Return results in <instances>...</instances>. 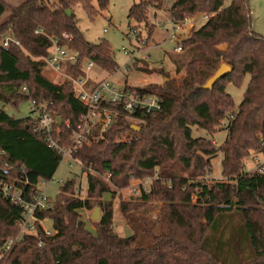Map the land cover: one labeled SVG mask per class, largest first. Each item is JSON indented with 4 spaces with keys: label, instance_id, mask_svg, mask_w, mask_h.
<instances>
[{
    "label": "trees",
    "instance_id": "1",
    "mask_svg": "<svg viewBox=\"0 0 264 264\" xmlns=\"http://www.w3.org/2000/svg\"><path fill=\"white\" fill-rule=\"evenodd\" d=\"M77 3L92 19L110 6V0H26L12 7L0 0V100L14 106L25 100L45 105L56 118L61 117L67 145L72 132L66 122L76 125L86 110L76 99L71 80L59 86L43 74L46 62L42 58L50 54L52 42L36 30L43 29L79 54L77 63L68 68L73 77L84 75L85 60L109 72L118 68L108 41L88 42L74 13L67 14ZM163 4L164 0L135 3L129 10L134 27L147 26L150 7L166 8ZM8 10L10 19L1 22ZM199 13L210 17L200 29H191L183 54L173 60L176 72H185L183 79L165 81L154 90L135 87L158 94L164 111L140 131L122 117L104 140L79 148L75 157L88 173L87 196L83 198L77 190L80 181L66 180L52 200L53 207L40 213L58 233L46 236L40 229L39 236H22L7 264H264V164L254 171L245 168L252 152L264 156V36L253 28L249 0H176L169 12L174 21ZM152 33L150 29L149 39ZM8 36L21 45L11 41L4 47L2 40ZM223 63L231 67V73L213 88L203 89ZM247 76L249 83L235 113L237 105L227 89L231 84L241 86ZM24 86L28 93L22 91ZM227 119L228 136L217 146L214 135ZM35 124V117L17 119L0 110V150L6 151V155L0 153V175L28 192L51 181L63 158L35 132ZM123 136L135 139L118 141ZM219 157L222 180L198 181ZM4 161L25 166L28 185L21 170L4 173ZM157 173L162 179L155 178ZM147 177L153 178L151 188L120 204L133 230L130 236H121L114 225L113 200L118 190ZM95 207L102 218L92 221V232L82 211ZM153 210H158L156 220L167 226L160 234L143 216L144 211ZM21 213L0 195V241L20 235L16 221ZM139 230L150 233L151 245H144Z\"/></svg>",
    "mask_w": 264,
    "mask_h": 264
},
{
    "label": "rangeland",
    "instance_id": "2",
    "mask_svg": "<svg viewBox=\"0 0 264 264\" xmlns=\"http://www.w3.org/2000/svg\"><path fill=\"white\" fill-rule=\"evenodd\" d=\"M24 1L26 0H9L6 1V3L14 7L22 4ZM139 1L140 0H110V6L108 10L100 11L93 19L89 16L82 4L77 3L73 8V13L78 21V27L83 33L85 39L90 43H100L102 40L108 41L110 48L114 53V58L118 63V68L115 73L106 71L96 64V66H94L93 70L90 72V76L93 80L109 79V81L116 86H140L149 87L150 89L154 90L155 86L163 85L165 81L175 79L176 81L180 82L183 79L185 72L182 71L177 73L176 65L173 62L174 59L183 53H175L174 49L176 47V42L169 39V31L171 28V17L169 12L165 10V7H150L147 26L145 23H142L135 28L134 26L136 23L129 18V10L135 3H138ZM228 3L229 1H227V4ZM249 3L253 19V28L257 33L264 36V0H249ZM93 5L96 9H99L97 1H94ZM11 14L12 11L8 10L3 15L1 22H5L10 19ZM199 15H201V13L194 16V20H192V24H195L196 30L200 29L206 23V20L195 18ZM131 28H135L133 31L136 32L135 37L137 39L130 34L132 31ZM150 29L153 33L152 37L149 39L148 35ZM190 33L191 31L189 32V30H185V33L182 34V39L190 36ZM144 41L146 44L142 45ZM124 49L128 50L130 54H127ZM134 54L136 59L134 62H132L130 57H132ZM136 66H139V68H144L145 70H138ZM161 70L163 71L161 72ZM43 74L50 81L54 82V79L51 77V71L47 67H45L43 70ZM248 83L249 76L243 80L241 86L236 87L231 84L227 89L237 105V107L234 108L235 113H238L239 111L238 105H240L244 98V93L247 89ZM0 110L6 111L17 119L36 117V112L32 109L30 100H25L18 106H14L0 100ZM229 119L231 120V117ZM229 119L223 122L221 127L222 129H220L218 133L214 135V140L217 146L221 145L228 136ZM195 135L207 136L206 133L198 131H195ZM245 163L246 170L254 171L259 167V164H264V156L261 153L252 152V155L246 159ZM210 170L211 171L208 174L206 173L204 176H198L197 180L207 181L208 179L210 182L222 180L221 157L213 160V167H211ZM176 172L178 173V169ZM82 173V168L79 165L70 167L68 160L64 159L50 183L44 185L42 184L40 188L46 191L48 197H50L52 200H55L60 191V187L66 180L74 177L80 181L81 178L84 177L82 185L83 188L86 189L87 181L85 180V175H82ZM182 174L183 176L188 177L186 172H183ZM157 176L161 177L162 179L160 173H157L155 178H157ZM104 179L109 182L107 177H104ZM142 180L143 179L133 180L129 186L122 190H118V195L113 200L114 225L116 231L121 236H130L133 230L131 229V226L127 222L126 218L123 216L120 204L123 200L130 201L132 198L140 196L138 194L133 195V193L130 191V187L134 183L140 182ZM152 180L153 178L150 177L144 179L148 190L151 188ZM84 192L81 193L79 191L82 197L84 196ZM106 198L108 199L110 197L107 196ZM92 212L93 210L82 211V218L87 221V228L92 232H95V227L92 224V221H94L91 217ZM157 212L158 210L144 211L143 216L147 218L146 220L148 226L152 227L153 232L160 234L166 230L167 226L165 223L156 220ZM234 222H237V218L234 219ZM45 225L49 229L53 228L52 222L49 219L47 222H45ZM139 231L141 232L140 235L144 237V241L146 242L144 245H151L153 241L150 233L143 232V230Z\"/></svg>",
    "mask_w": 264,
    "mask_h": 264
},
{
    "label": "built area",
    "instance_id": "3",
    "mask_svg": "<svg viewBox=\"0 0 264 264\" xmlns=\"http://www.w3.org/2000/svg\"><path fill=\"white\" fill-rule=\"evenodd\" d=\"M175 2L176 0H164L166 8L169 10L168 12L171 11ZM209 17L210 15L202 13L195 18L207 21ZM192 20H194V17L188 16L182 21L170 19L169 39L176 42L175 53H182L184 51L183 42L186 38L182 39V34L185 33V30H189L190 32L192 27L195 26V24H192ZM36 33L46 35L52 42L50 54L47 57H43V59L46 62V67L51 71V77L54 79L55 84L61 86L67 80H71L75 88V97L86 110L80 116L76 125L72 126L70 122H66L65 126L72 132L70 144L67 145L65 144V137L61 132L63 124H58L57 118L47 110L45 105H39L34 100L31 101L32 109L36 112L35 132L51 148L62 155V161L67 159L70 167L79 165L83 169L82 162L75 157L78 149L85 145H91L104 140L108 129L122 117L130 125L141 127L164 111V100L156 93H148L129 85L116 86L109 79L93 80L90 72L96 66V63L92 60L84 61V75L78 77L71 76L68 68L77 63L79 54L66 44H60L58 38L47 35L43 29L36 30ZM130 34L135 37L136 32L132 30ZM65 38H68V36L65 35ZM11 41L17 45H21L17 39L9 36L2 40V45L8 47ZM143 44L145 45L146 42L144 41ZM124 51L130 54L128 50L124 49ZM135 59V54L130 57L132 62ZM22 91L28 93L27 87L24 86ZM133 139H135L133 136H123L118 141L128 143ZM0 153L6 155L5 150H0ZM15 170H21L24 174L25 185H28L25 166L16 167L10 162L4 161L2 168L4 173ZM83 174L87 181L88 173L83 172ZM83 178H81L77 188L81 193L85 189L82 185ZM156 179H161V177L157 176ZM49 183L50 181H43L38 185L35 192H28L26 188L20 187L15 181L0 175V195L22 210L21 217L16 221V226L20 229V235L16 238L0 241V264H7V259L12 249L22 236H39L40 229H42L46 236L57 234L58 231L56 229L46 227L45 222L48 219L40 216V213L53 207L52 199L47 196L45 190L40 188L42 184ZM136 183L130 187L133 195H141L144 191H148L144 180ZM86 189L83 197L87 195Z\"/></svg>",
    "mask_w": 264,
    "mask_h": 264
},
{
    "label": "water",
    "instance_id": "4",
    "mask_svg": "<svg viewBox=\"0 0 264 264\" xmlns=\"http://www.w3.org/2000/svg\"><path fill=\"white\" fill-rule=\"evenodd\" d=\"M72 13H73V11L71 10V9H68L67 10V14L69 15V16H71L72 15ZM192 29H193V27H192ZM231 71H232V69H231V67L228 65V64H226V63H223V64H221V66L219 67V69L215 72V74L202 86V88L203 89H206V90H208V89H211V88H213V86L217 83V81L219 80V79H221L223 76H225V75H227V74H229V73H231ZM57 120H58V124L59 125H62V119H61V117L59 116L58 118H57ZM131 128L133 129V130H135V131H140L141 130V127H139V126H135V125H131ZM92 219L94 220V221H99L101 218H102V215H101V211H100V209H99V207H95V209L93 210V212H92Z\"/></svg>",
    "mask_w": 264,
    "mask_h": 264
},
{
    "label": "crops",
    "instance_id": "5",
    "mask_svg": "<svg viewBox=\"0 0 264 264\" xmlns=\"http://www.w3.org/2000/svg\"><path fill=\"white\" fill-rule=\"evenodd\" d=\"M6 1H9V0H6Z\"/></svg>",
    "mask_w": 264,
    "mask_h": 264
}]
</instances>
